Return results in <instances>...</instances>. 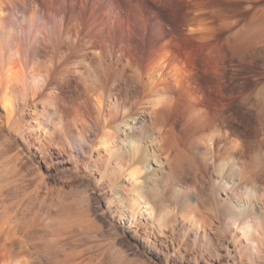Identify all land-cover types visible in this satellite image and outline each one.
I'll list each match as a JSON object with an SVG mask.
<instances>
[{"label": "bare ground", "instance_id": "obj_1", "mask_svg": "<svg viewBox=\"0 0 264 264\" xmlns=\"http://www.w3.org/2000/svg\"><path fill=\"white\" fill-rule=\"evenodd\" d=\"M182 1L191 11L163 17L160 10L177 9ZM200 10L195 0H0V124L9 132L29 133L46 150L55 144L67 156L97 153L106 170L120 169L135 189L141 186L133 191L135 214L165 215V198L194 201L190 225L204 230L206 223L195 217L202 204L226 216L259 250L264 238V16L252 15L215 41L209 26L215 12ZM256 56L262 57L261 71L247 75ZM252 109L261 138L248 133ZM11 139L0 140V153ZM9 158L0 159V195L10 183ZM210 191L221 198L210 197ZM237 197L249 200L245 209L233 210ZM2 199L0 264L62 263L57 243L66 241L69 232H63L73 217L62 216L68 222L53 225L52 239H40L44 246Z\"/></svg>", "mask_w": 264, "mask_h": 264}, {"label": "rangeland", "instance_id": "obj_2", "mask_svg": "<svg viewBox=\"0 0 264 264\" xmlns=\"http://www.w3.org/2000/svg\"><path fill=\"white\" fill-rule=\"evenodd\" d=\"M182 2V5L178 3L177 9L160 10L163 17L169 13L180 15L191 11V8L183 6L187 1ZM195 3L198 9L215 12V17L210 18L213 20L209 21L212 29L210 36L215 41L230 34L252 15L256 18L259 14L264 16V0H195ZM230 20L235 23L229 25L227 21ZM258 46L256 51L262 47ZM262 62V57L256 56L255 62L247 68V75L261 71ZM234 73L235 78L238 77ZM250 79L248 86L253 88L256 80ZM255 115V110L252 109L248 117V133L254 138H261L262 134H257L253 124ZM26 119L27 117L21 119V125H25ZM7 136L12 138L10 145L14 146L6 145L4 148L7 152L2 151L0 159L11 158L7 162L8 175L11 176L9 175L10 183L4 186L5 189L1 188L0 198L4 199V203H10L8 205L13 207L12 210L33 227L39 239L36 241L42 245L46 244L40 240L42 236L52 239L53 225L56 227L67 223L64 218L66 216H70V219L73 217L70 228L63 232L65 235L69 232L64 238L66 241L60 240L61 238L58 240L63 244L65 241L67 245L63 248L61 242L57 243L60 246V251L57 249V252L60 254L56 252V256L63 258L59 261L62 262L60 264L66 261L71 263V258L77 260L78 256V264L79 261L80 264H264L263 236V244L258 246L262 247L259 250L256 248L257 251L247 242L246 236L234 229L226 216H216L213 208H203L202 204L198 206L202 210L195 217L199 222L206 223L204 230L200 231L190 225L193 214L191 215L189 208L196 207L197 203L194 201L183 204L165 198L162 201V207L168 211L165 215L150 216L146 212L135 214L132 209L135 189L131 184L133 179L120 169L106 170V161L99 158L97 153L82 155L74 151V155L78 156H67L61 154L55 144H48L46 150L38 140L29 139L28 136L32 137L29 133L9 132L0 124V140L3 141ZM262 149L264 151V144ZM21 153L23 156H20ZM184 166L190 167L187 162ZM190 172L193 173V169ZM146 176L145 171L141 173L142 179ZM140 190L141 186L138 185L135 191ZM147 192L145 190L144 194L150 195ZM215 196L219 200L221 193L218 192ZM215 196L210 191V197ZM208 203L216 204L212 201ZM248 203L246 197H237L236 205L232 208L245 209ZM153 204L160 209L159 203L154 201ZM79 215L85 216L82 218ZM73 225L76 227L73 228ZM70 235L74 237L69 240L67 237ZM68 241L71 244L68 245ZM52 243L55 242L50 241L49 244ZM69 255L72 261H69Z\"/></svg>", "mask_w": 264, "mask_h": 264}]
</instances>
